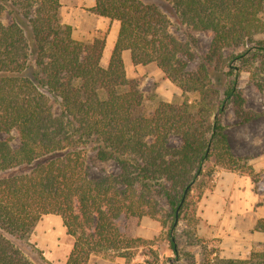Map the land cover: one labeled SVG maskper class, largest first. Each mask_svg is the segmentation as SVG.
<instances>
[{
  "label": "trees",
  "instance_id": "obj_1",
  "mask_svg": "<svg viewBox=\"0 0 264 264\" xmlns=\"http://www.w3.org/2000/svg\"><path fill=\"white\" fill-rule=\"evenodd\" d=\"M165 1L168 11L154 1L96 0L91 11L120 22L103 66L105 34L73 38L72 26L60 20V0H0V132L15 130L19 138L17 147L9 136L0 139V264H37L17 240H30L46 214L60 215L74 239L65 264H88L93 254L144 264L134 260L136 250L155 237L123 232L122 214L159 221L175 262L188 253L179 226L185 221L195 230L197 199L217 171L258 180L249 157L234 154L224 117L230 105L241 123L260 115L244 107L240 80L246 72L264 90V0ZM171 17L184 39L171 30ZM199 32L212 38L191 69ZM126 49L134 64L156 63L183 95L197 97L162 100L144 113L143 94L126 72ZM90 151L93 161H113L119 171L92 176ZM32 163L28 172L13 171ZM256 227L264 229V219ZM216 251L189 260L264 264V251L247 259Z\"/></svg>",
  "mask_w": 264,
  "mask_h": 264
},
{
  "label": "rangeland",
  "instance_id": "obj_2",
  "mask_svg": "<svg viewBox=\"0 0 264 264\" xmlns=\"http://www.w3.org/2000/svg\"><path fill=\"white\" fill-rule=\"evenodd\" d=\"M145 1H154L159 6L168 11V3L165 0H145ZM3 20L8 22L10 17L7 14H4ZM172 27L171 30L181 39L185 38L184 28H177L176 19L171 17ZM196 43V53L198 55L195 61L190 62V68L193 69L199 62L200 56L207 50L211 38V32H199L197 35ZM126 72L129 78L133 79L139 90L143 94V112L148 113L152 111L160 101H168L181 103L186 97L191 99L197 97L195 93H188L185 95L182 94V90L170 79H168L162 70L156 65V63L151 62L145 65L138 64L133 65L127 63L125 65ZM240 85L243 89V93L246 98L244 107L251 111H256L260 115L253 120L249 121L253 123L248 127L250 132L264 133V90L261 91L257 86L251 82L248 77V73H243V76L240 80ZM224 123L227 126L226 130L232 131L237 128V125L240 124L239 118L234 112V108L230 105L224 117ZM248 123V122H247ZM242 124V123H241ZM228 133V131H227ZM229 135V133H228ZM11 137L12 145L17 147L19 144L18 134L13 130L9 135L4 132H0V139L5 137ZM230 141V140H229ZM172 142L177 144L180 142V139L177 136H172ZM232 148V146H231ZM247 151L253 152L257 150L256 146L250 145L246 148ZM234 154L239 157L250 155L240 154L232 148ZM245 150V149H244ZM94 153L89 152L88 165L90 174L92 176L102 175L104 172L107 173H116L119 171V167L113 161L107 163H96L93 161ZM35 163L25 164L19 166L13 171L17 172H28L32 169ZM213 179L209 180V186H212ZM195 194V192H193ZM196 199V197H194ZM161 203L165 204L163 200H160ZM198 204V199H197ZM196 204V205H197ZM198 206V205H197ZM198 210L196 208V217H198ZM199 221V220H198ZM120 228L126 234L133 236L135 233H144L146 235H154L155 240L147 245L139 246L137 248L135 261L144 263V264H191V257H195L197 263L203 257V254L213 257L215 255L213 249L217 246L203 237H200L197 232V226L194 230L193 224H186L185 221L181 222L179 226V238H180V248L184 258L181 260H175L173 262L174 254L169 249L167 241L165 238V230L162 228L159 221L149 217H132L122 214L118 219ZM134 237V236H133ZM138 237V236H137ZM200 238L201 242H197L195 239ZM153 239V238H151ZM20 244L23 251L27 256L36 262L37 264H44L40 254L39 249L42 251V254L46 259L51 261L53 264H65L68 254L73 245V237L66 233V229L63 225V221L60 215L57 214H46L39 220L37 223L33 234L28 241L17 240ZM153 249L154 253H152ZM155 254L159 255L155 257ZM173 262V263H172ZM88 264H127L125 259L117 255L104 256L102 254H93L91 255Z\"/></svg>",
  "mask_w": 264,
  "mask_h": 264
},
{
  "label": "crops",
  "instance_id": "obj_3",
  "mask_svg": "<svg viewBox=\"0 0 264 264\" xmlns=\"http://www.w3.org/2000/svg\"><path fill=\"white\" fill-rule=\"evenodd\" d=\"M95 3L96 0H60L59 17L72 26V37L77 40L90 42L105 34L101 64L107 66L120 22L91 11ZM122 56L125 65H138L132 62L129 50H124ZM252 123H240L233 132L227 131L232 148L250 155L249 164L255 172H260L258 180L238 171H217L212 186L204 190L197 204V232L213 242L216 253L224 258L247 259L252 252L264 251V229L256 227L264 219V133L250 132L248 127ZM250 145L257 150L247 151ZM133 236L154 238L142 232Z\"/></svg>",
  "mask_w": 264,
  "mask_h": 264
}]
</instances>
